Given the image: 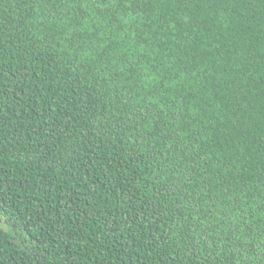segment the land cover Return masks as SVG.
<instances>
[{"label":"trees","instance_id":"trees-1","mask_svg":"<svg viewBox=\"0 0 264 264\" xmlns=\"http://www.w3.org/2000/svg\"><path fill=\"white\" fill-rule=\"evenodd\" d=\"M0 264H264V0H0Z\"/></svg>","mask_w":264,"mask_h":264},{"label":"water","instance_id":"water-1","mask_svg":"<svg viewBox=\"0 0 264 264\" xmlns=\"http://www.w3.org/2000/svg\"><path fill=\"white\" fill-rule=\"evenodd\" d=\"M2 223L1 219H0V224Z\"/></svg>","mask_w":264,"mask_h":264}]
</instances>
